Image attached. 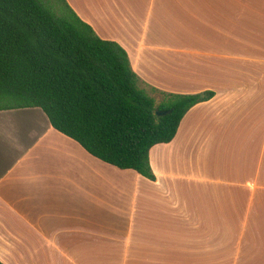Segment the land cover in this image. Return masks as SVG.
I'll list each match as a JSON object with an SVG mask.
<instances>
[{
	"label": "crops",
	"instance_id": "0c3cea01",
	"mask_svg": "<svg viewBox=\"0 0 264 264\" xmlns=\"http://www.w3.org/2000/svg\"><path fill=\"white\" fill-rule=\"evenodd\" d=\"M66 1L157 104L214 96L151 149L156 181L93 156L41 108L0 110V261L181 264V242L213 239L198 264H264V0Z\"/></svg>",
	"mask_w": 264,
	"mask_h": 264
},
{
	"label": "trees",
	"instance_id": "16d2710c",
	"mask_svg": "<svg viewBox=\"0 0 264 264\" xmlns=\"http://www.w3.org/2000/svg\"><path fill=\"white\" fill-rule=\"evenodd\" d=\"M213 96L164 94L157 104L127 51L66 0H0V110L41 108L106 163L156 181L151 149L173 141L187 112Z\"/></svg>",
	"mask_w": 264,
	"mask_h": 264
},
{
	"label": "rangeland",
	"instance_id": "374dc122",
	"mask_svg": "<svg viewBox=\"0 0 264 264\" xmlns=\"http://www.w3.org/2000/svg\"><path fill=\"white\" fill-rule=\"evenodd\" d=\"M235 235L233 236L234 239ZM232 238L229 240V255L231 254V251L233 250L234 253V249H235V244L234 242L231 241ZM214 240L212 239L211 242L206 243V244H202L201 242H196L193 244H189L188 242H181L180 243V250H179V257L180 260H186L187 262H183L181 261V264H198V261H202L203 263V256L204 257H211L210 255L215 253V247H219V243L213 242ZM235 241V240H234ZM231 244V245H230ZM205 253H204V252ZM209 251H212V253L210 254ZM152 253H155L153 251H151ZM149 251V256L148 259L151 260V256H154V254H150L151 253ZM218 252V251H216ZM162 253V252H161ZM208 253V254H207ZM176 252H174V257H175ZM192 258H202V260H199L196 262V260H193ZM231 256H228V260H230ZM147 263V264H155V260H151ZM214 261V260H212ZM230 262V261H229ZM229 262H227V264H230Z\"/></svg>",
	"mask_w": 264,
	"mask_h": 264
},
{
	"label": "water",
	"instance_id": "95a60500",
	"mask_svg": "<svg viewBox=\"0 0 264 264\" xmlns=\"http://www.w3.org/2000/svg\"><path fill=\"white\" fill-rule=\"evenodd\" d=\"M168 113V111H164V112H159V111H157V115H165V114H167Z\"/></svg>",
	"mask_w": 264,
	"mask_h": 264
}]
</instances>
